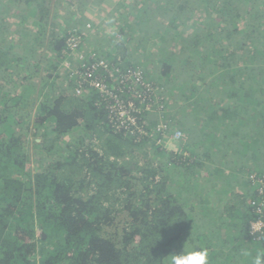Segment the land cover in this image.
<instances>
[{
	"label": "trees",
	"instance_id": "trees-1",
	"mask_svg": "<svg viewBox=\"0 0 264 264\" xmlns=\"http://www.w3.org/2000/svg\"><path fill=\"white\" fill-rule=\"evenodd\" d=\"M67 61L133 100L144 133L78 92ZM201 248L209 264L264 250V0H0V264H169Z\"/></svg>",
	"mask_w": 264,
	"mask_h": 264
},
{
	"label": "built area",
	"instance_id": "built-area-1",
	"mask_svg": "<svg viewBox=\"0 0 264 264\" xmlns=\"http://www.w3.org/2000/svg\"><path fill=\"white\" fill-rule=\"evenodd\" d=\"M80 42H81L80 37L78 36L71 37L68 43V48L70 47L69 48L70 50H75L79 46ZM66 67L68 68V70L70 69L73 72L74 69L72 70V67L69 62H68V66ZM91 69H94L95 71H97L98 69L105 70L110 78L120 79L121 83L129 81L130 79L132 81L134 80L135 82L143 83L144 81L140 76L141 74L140 72L126 71L125 73H121L118 70L110 68L108 63L104 60L95 62L91 66ZM75 75H79L78 79L80 80L82 79L81 88L80 87L77 88L78 92H81L82 88H84V86L87 85L91 87L93 90L98 91L102 95V97L106 98L109 101L108 108L111 111V114H113L114 117L116 118L115 124L117 125V127L119 126V128H126V129H130L131 127L134 129L137 128L136 130H139L140 133H144V130H141V128L138 127V121L136 116V114L140 113L141 108H139L137 104L134 103L133 100H128V101L122 100L119 96L120 92H114L113 90L110 89V86L108 83H106V81L100 78H94L96 76H94L93 74H90V77H92L91 79L89 78L88 73L84 76L80 74H75ZM143 85L149 86V84H147L146 82H144ZM144 101H146L145 98H142L141 102ZM146 109H149L148 104ZM183 136L184 135H182V133L178 131L176 134L174 133L173 135H171V139H173L172 141L179 139L181 140ZM255 226L262 227L261 223H257Z\"/></svg>",
	"mask_w": 264,
	"mask_h": 264
},
{
	"label": "clouds",
	"instance_id": "clouds-1",
	"mask_svg": "<svg viewBox=\"0 0 264 264\" xmlns=\"http://www.w3.org/2000/svg\"><path fill=\"white\" fill-rule=\"evenodd\" d=\"M63 67L65 69L67 68L64 65ZM107 102L109 104L108 100ZM175 141L178 142V140H175ZM243 255L248 256L250 255V253L247 250H244ZM208 258H209V253L206 248L191 250L187 252L181 251L180 253L171 254L170 259H169V264H209ZM251 264H264V250L257 251V254L252 259Z\"/></svg>",
	"mask_w": 264,
	"mask_h": 264
},
{
	"label": "rangeland",
	"instance_id": "rangeland-1",
	"mask_svg": "<svg viewBox=\"0 0 264 264\" xmlns=\"http://www.w3.org/2000/svg\"><path fill=\"white\" fill-rule=\"evenodd\" d=\"M92 15H98L97 13H94V14H92ZM103 16V15H102ZM89 27V26H88ZM71 39V38H70ZM70 39L68 40V43H69V41H70ZM80 41H82L81 39H80ZM80 46H82V47H84L83 46V44H81V42H80V44H79V46L75 49V50H71V52H70V56H71V58H74L76 55H78L79 53H80V50H82V48H80ZM70 48V47H69ZM68 48V49H69ZM79 57L80 58H82L83 57V55H79ZM75 60H76V58H75ZM68 62L69 61H67V62H64L63 63V65L64 66H68ZM70 63V62H69ZM71 65V64H70ZM66 69H68V68H66ZM141 74H140V76H141V78L142 79H144V80H146L143 76H142V72H140ZM75 74H79V72L78 71H75V69H74V71L72 72V76L73 75H75ZM75 77L76 78H78L79 77V75H75ZM131 80V79H130ZM147 84H149L148 83V81L146 82ZM145 100H147V99H145ZM154 102V101H153ZM150 103H148V105H149ZM156 105L157 104V102H155V103H152V105H149V109H147V110H149V111H153V107H154V105ZM160 109H162V111L164 112V113H166L168 110H170L171 109V107H170V105H167L166 103H164V105L163 106H160ZM158 127L159 128H165V130H166V125H165V122L164 123H160L159 125H158ZM166 132L167 133H171V131H167L166 130ZM178 131H176V132H174L175 134L177 133ZM171 135H173L172 133H171ZM170 135V136H171ZM183 135V134H182ZM175 138V137H174ZM173 139H162V141H165V143H163L162 144V146L165 148V149H172V150H177V148H178V142L177 141H172ZM158 144H160L159 142H157ZM259 228H261V227H259V226H255V229L256 230H259Z\"/></svg>",
	"mask_w": 264,
	"mask_h": 264
},
{
	"label": "bare ground",
	"instance_id": "bare-ground-1",
	"mask_svg": "<svg viewBox=\"0 0 264 264\" xmlns=\"http://www.w3.org/2000/svg\"><path fill=\"white\" fill-rule=\"evenodd\" d=\"M258 223H260V222H258ZM256 224H257V223H256ZM256 224H255V225H256ZM255 225H254V229H255ZM255 230H256V229H255Z\"/></svg>",
	"mask_w": 264,
	"mask_h": 264
}]
</instances>
